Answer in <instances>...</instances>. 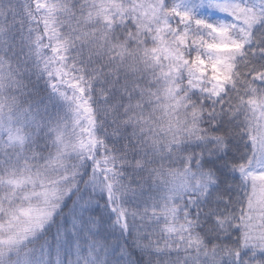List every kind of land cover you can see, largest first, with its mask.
<instances>
[{
  "label": "snow or ice",
  "instance_id": "obj_1",
  "mask_svg": "<svg viewBox=\"0 0 264 264\" xmlns=\"http://www.w3.org/2000/svg\"><path fill=\"white\" fill-rule=\"evenodd\" d=\"M130 236L264 264V0H0V264Z\"/></svg>",
  "mask_w": 264,
  "mask_h": 264
},
{
  "label": "trees",
  "instance_id": "obj_2",
  "mask_svg": "<svg viewBox=\"0 0 264 264\" xmlns=\"http://www.w3.org/2000/svg\"><path fill=\"white\" fill-rule=\"evenodd\" d=\"M33 80H35V77L33 78ZM25 83H27V80H25ZM43 86H44L43 82H41L40 87L43 88ZM74 199H75V197H73V200ZM71 202H72V200L68 201L67 207L64 208L65 214H66V212H69L70 209H72V205H70ZM101 202H103V201H101ZM54 231H55V229H53V232ZM51 235H52V233H49V235L44 237V239H48ZM116 235H119V232H117ZM134 235H135V233H133V236ZM133 236L128 237V242H127V244L124 245L123 256L121 255V251L119 249H116V251L113 252L112 246L115 243L113 240H111V239L104 240L102 237L100 238V242L102 244H104L105 247H107V249H108V254L106 257V259L108 260V264H116L117 261H119V264H142L143 257L141 255V252L134 247ZM39 243L42 244L43 240H40ZM99 255H101V257L103 258L104 252L101 251L99 253Z\"/></svg>",
  "mask_w": 264,
  "mask_h": 264
},
{
  "label": "rangeland",
  "instance_id": "obj_3",
  "mask_svg": "<svg viewBox=\"0 0 264 264\" xmlns=\"http://www.w3.org/2000/svg\"><path fill=\"white\" fill-rule=\"evenodd\" d=\"M34 78V77H33ZM85 198H87V196L85 197ZM101 203H103V202H101ZM70 205H72V202L70 203ZM71 210V209H70ZM70 213V211L69 212H66V214H69Z\"/></svg>",
  "mask_w": 264,
  "mask_h": 264
}]
</instances>
